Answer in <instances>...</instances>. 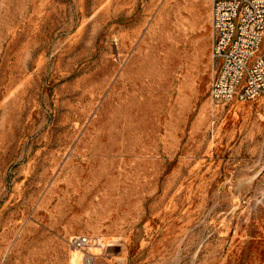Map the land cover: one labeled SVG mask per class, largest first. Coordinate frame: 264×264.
Listing matches in <instances>:
<instances>
[{
    "label": "rangeland",
    "instance_id": "1",
    "mask_svg": "<svg viewBox=\"0 0 264 264\" xmlns=\"http://www.w3.org/2000/svg\"><path fill=\"white\" fill-rule=\"evenodd\" d=\"M210 0H0V264H264V93L213 104Z\"/></svg>",
    "mask_w": 264,
    "mask_h": 264
},
{
    "label": "built area",
    "instance_id": "2",
    "mask_svg": "<svg viewBox=\"0 0 264 264\" xmlns=\"http://www.w3.org/2000/svg\"><path fill=\"white\" fill-rule=\"evenodd\" d=\"M211 57L218 68L210 84L213 104L237 97L252 100L264 93V0H210ZM73 249L93 264L92 248L102 237L73 234Z\"/></svg>",
    "mask_w": 264,
    "mask_h": 264
}]
</instances>
